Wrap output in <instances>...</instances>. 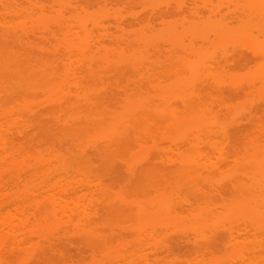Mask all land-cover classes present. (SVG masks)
Returning <instances> with one entry per match:
<instances>
[{"label": "rangeland", "instance_id": "rangeland-1", "mask_svg": "<svg viewBox=\"0 0 264 264\" xmlns=\"http://www.w3.org/2000/svg\"><path fill=\"white\" fill-rule=\"evenodd\" d=\"M3 1L5 2L6 0ZM8 1L9 4L13 2L14 5H16L12 7H14L16 10L18 9L15 14H18L19 17L12 15L11 18L10 14H6L8 17H10L9 20L6 18V16L4 17L7 19V21H9V25H6L8 22H1L5 24L3 25L4 28L11 26L9 30L12 28L15 29L16 32L18 31V33H16L17 35L14 34L16 36L12 35L13 37H10L9 32L12 33V31H9L8 29L7 31L0 26V59H11V62L8 61V67L12 65L10 69L12 68L15 72L18 70V73L21 74V76H17V73L16 75L13 74L12 77L10 75L11 78H5L4 74L2 73H5L7 70L6 68L8 67L4 68L6 69L4 70L2 68L4 67V61L3 63H1L2 61L0 62V71L1 69L3 70V72L1 71L0 73V118L2 116L3 119H1L5 120L2 122L3 124H1L2 120L0 121V136L2 137V135H4L5 138H3L6 140L5 143L2 141V138L0 139V166H3L0 168V182L3 183V186H0L4 187L6 185L5 189H3V193L5 190H7L6 192L14 191V195L16 193L18 196L20 192L21 196L19 195V197L21 198L25 199L24 196H26V199L29 197V200H35V198L36 200H39L38 202L35 200L38 203V208H36V210L31 209V214L34 215L37 212L36 215L38 214V217H36L42 221H45V224L47 225L48 223L50 224V221L51 224L54 223L53 225H48L47 227L50 226L55 230L62 232L64 234L63 241L65 240V244L68 243L67 245H64L66 246L64 249L66 252L63 254L65 255V258L61 256L62 258H59L60 260L58 263L72 264L74 260L75 263L79 262L80 264H91L95 259V257L92 256L93 253L94 255H97L96 258H98V256H100V259L102 258V255L99 254L98 250L95 252L91 250V247H99L98 244L101 245V247L105 245L107 248H109V246H114L115 248V246L119 247V245H125L127 248L138 247L135 249H142L141 252L136 251L137 253L135 252L133 254V252H130L127 254L129 257H127V263L130 262L131 264H146V260L148 262L147 264H174V262L179 264H185V262H187L186 264H202V262L205 264H215L214 261L217 260L218 262V259L216 258H219L220 256L227 257L225 259L230 260L228 257L230 256L231 258V256H234L231 255L233 254L232 251L234 249H232V251L231 249L229 250V248H232V244H230L228 238L224 239V237L222 239L223 243L220 241L219 245L216 246V248L213 249L210 254L208 250L207 252L205 250L200 252L198 251L199 253L197 252L201 244L202 246L206 244V239H202L203 233H200L201 227L197 228V225H193V220L195 217L192 215V218L190 214H192L194 211V215L195 213L197 214L199 212H203L204 215L205 212L206 216L208 215L205 210L206 208L210 209V207L212 208L213 206H217L218 203L223 204L224 206V203H228L227 205H230L229 202L232 204L234 201H240L241 195L239 194L240 198L237 197V193H240V191L234 192V187L238 185L237 183H239V181L236 183L233 181V178L232 182L236 183V185L230 183V179L234 174V176L237 175L236 177H239V174L242 175L240 177H246L247 180L244 178V182H242L244 185L248 186L252 185L251 183H256L257 179L259 180L260 178H258L259 175L257 174V176H254V170L253 172L250 171L252 169L247 165H244L245 161L244 163L242 161L244 156L248 155V153L250 154V152H254V145L259 144V146L254 148V150L256 149L258 152L264 149V94L261 95V91H259L260 87L261 90L264 89V82L262 81L264 76L261 75L262 72H264L263 68L259 67L261 73H258V75L260 74L262 76V79L261 76L260 80L257 78V72H259V69L257 68L260 63L264 64V47L260 46L257 48L256 46L257 41L260 40V45H263L264 41V15L263 18H261L260 14H258L261 12V10L257 13V10L254 9V15L251 8L248 9L250 5L248 7H246L247 5L245 6L247 0L246 2H244V0H154L155 3L152 0H77L76 3L74 0L76 7L75 4H72L74 1H71V5L73 6L67 10H65L67 7L61 8L63 10H61L62 15H60L63 16L62 18L64 21L67 22L70 20L68 23L65 22L66 24L71 22L72 24L69 27H66L68 25H66L62 19L60 20L57 17L58 20H60L62 24L65 25H62L60 22L63 28L61 25H59L62 28L59 30L58 25L56 26L58 23L54 22V16H59L61 13L60 11L55 12L54 10H60V6H58L60 3L57 2L62 0H38L42 5L46 6L45 8H48L46 11L44 9L46 15L42 14L41 16L44 15L47 17L48 14L51 15H48L49 17H47L50 20V22L47 20V24L51 26L53 23L51 28L56 29L57 27L59 30V33H57L58 36L55 33L57 30H55V34L53 36H56L52 37L51 34H38L37 36L34 35V31L31 30L32 24L28 19L31 17L35 19L34 21H40L41 19L40 13H37L41 11L35 10L34 6L32 5L34 3L36 4L38 2L37 0H17V2L16 0H7V4ZM66 1L68 2V5H70V0ZM66 1H64V4H67ZM252 1L255 3V0ZM260 1L262 2V0ZM251 3L252 2L250 0V3L247 4ZM54 4H56L58 6L57 8L59 9H56L54 7L56 5ZM241 4H244L242 5L243 7L245 6L244 9ZM260 5L264 6V3H260ZM30 6H33L34 11L37 13L36 15L33 13ZM19 8L26 10L25 13H23L24 11ZM155 8H157V10H155ZM15 9L13 11H15ZM30 10L34 15L30 14ZM1 12L4 13L5 10H1L0 13ZM20 13L21 16L24 14L23 17L20 16ZM71 13H73V15ZM74 13L78 14L76 15ZM74 15L76 16L77 20L81 21V23L86 21L85 24H87L86 26L88 28L84 26L85 28L82 29L80 27L81 23L76 20L77 23H79V25H77L76 21L72 20L71 18L74 17ZM28 16L31 17L28 18ZM65 16H67V19ZM50 17L52 20H54L51 21ZM77 17L82 18L80 20V18ZM1 18L2 17L0 16V19ZM98 18L101 21L98 22ZM18 19L20 20L18 21ZM34 21L32 22L35 24ZM74 21L75 23H73ZM20 22H23L22 24L27 27L26 29H28V31L24 30L26 31V35L20 31L22 30ZM92 22L96 25V27L95 25H92ZM203 23L207 27L209 24L213 25L212 28H210L211 26H209L210 29L208 28L210 32L206 29L208 33L205 32L207 33V36L205 35V39L198 37L200 36L199 28L204 26ZM34 24L33 26H35ZM245 24H247V26L251 25V28L249 29L251 31L250 35L257 38L255 41L256 48H254V45H251L252 43L254 44L253 40L246 42V45L249 43L247 46L240 44L246 41V39H243L246 34H244L243 30V33L240 31L246 27ZM82 25L83 24H81V26ZM191 25H195L194 27L197 25L199 27L197 28V31L199 32L193 30ZM214 25L216 27L218 26V28L220 27L219 31L221 32L227 29L228 26L232 28L235 27V29L239 28L237 29V31H240L239 33H235V30L233 32L235 33V37L237 34L242 35V38L238 37L239 39L241 38V42H236V48L234 47L233 49V47H230L229 49L228 45L235 41L227 43L224 42V39L220 37L221 40L219 42V34L217 33L218 28H216L217 30L215 29L216 32L211 30L215 28ZM75 26L78 27L77 30ZM168 27L170 30L168 29V32L166 33V28ZM34 29H37V25L36 28L34 27ZM171 30H174V32L177 33H173ZM231 30H229V32H232ZM169 31L174 35L177 34L176 37L178 39L180 38L181 42L179 41V43L175 44L176 42H174V38L176 37ZM68 32H71V35ZM27 33H30L31 35ZM65 33H68V36ZM85 33H87V44L84 43V45L81 41H79L80 44L82 43L81 47L79 43L77 44V42L80 40V36H85ZM144 33H147L146 35L151 34L149 39L153 37V34H156L155 36L159 37H156L159 44L155 41V39L148 41L149 43L151 41V45H149L147 41L146 42L148 44H146V46L145 44H142L141 42H145L146 39L143 40L140 37H148L146 35L143 36ZM167 34H169V37H171L170 40L172 39L171 42L168 41L170 42L168 44L165 43V41L169 40ZM48 35H50V37ZM65 35L66 43H72L71 45H76L80 48V50L75 48L77 50L75 51V49H71L72 46H68V48L73 51H66L65 49L67 48V44L62 42L65 40H62ZM72 35H74V37L76 36V38H74L75 41L71 38ZM162 36L163 39H161ZM57 37L61 39H58ZM165 37L167 39H165ZM35 39L36 41H34ZM140 39L142 41H139ZM160 40L165 41L161 42ZM83 42H85V38ZM233 44L235 45V43ZM233 44L231 45L233 46ZM83 47L84 49L87 48L85 50V54L87 56L93 57V60L90 62L86 60L87 57L85 59L86 62H84V60L81 61L82 57H79V55L82 54ZM256 49L261 50L263 53L256 51ZM61 50L63 52H61ZM79 51H81V53H79ZM70 52L72 54L73 52L74 54L76 52L77 53L71 56ZM58 53H60V56ZM63 54H70L69 57H72L71 60L69 61L68 58ZM77 57H79L80 60ZM48 58L57 61L52 65L53 68H50L52 61H48V64L51 63L49 68H47L48 66H45L47 64L45 59ZM64 58L66 60H63ZM76 60L79 62L81 61V64ZM88 60L90 59L88 58ZM12 61L14 63H12ZM44 61L45 64L43 63ZM139 62L144 63H142V67H140L141 64H138ZM7 64L5 65L7 66ZM41 64H44L43 67L45 69L41 66ZM135 65H137V68H140L136 70ZM41 67L45 70V72L43 69H41ZM55 67H57L56 69H58V72L56 71L54 73L53 71L52 73L51 70H53ZM10 69H8L9 72ZM49 69L50 72L54 74V79L53 77L51 78L49 76L51 74L48 73ZM261 69H263V71H261ZM42 71L47 78L50 77L51 79L46 80V78H42L44 77V75L41 76ZM47 73L49 74L48 76ZM56 73L58 74L56 75ZM5 74L8 77L9 74ZM18 77L21 79H18ZM17 79L20 81L17 82ZM235 80L237 84L235 83ZM49 82L50 84L52 83L51 86H48ZM72 82L75 83L72 84ZM184 83L186 86L182 87L181 85ZM43 84L47 85L48 89L51 88L54 93V88L56 87V93L54 94L51 89H46V86L43 89ZM79 85L84 88L79 87ZM75 86L76 89L73 88ZM79 88H82L83 90L81 89L80 92ZM47 90L50 91V93L47 92ZM72 90H74V92ZM183 91L185 93H183V95L180 94ZM66 99L72 100L74 108L69 106L67 107L68 104ZM188 101H191L190 103L192 107ZM68 103L71 104V102ZM133 103L134 105L130 106L131 109L127 107V109L129 108L131 110L130 112H127L126 106ZM136 103H138L140 107L136 106ZM186 103L189 105L187 106ZM192 103L197 106L196 108L200 106L199 109H195L194 104ZM143 106L145 108H143ZM248 106L250 107L248 108ZM187 107H189V109ZM143 109L148 112L145 113L147 114L145 116L146 122H142L139 119V122H142V124L140 123L139 125L142 127H139V125L137 127L136 125V122H138L136 120L138 116H136V119L133 120V122L136 121L134 125L131 122V126L133 125L132 127L127 124L129 123L127 120L134 119L133 117L128 118V114L131 116V113L134 114L136 113L135 111L139 112ZM190 109H195L193 111L194 113L190 111ZM247 110L253 113L251 114L253 116H251L250 119L248 117L249 115H244L248 114ZM242 112H244L243 115H240ZM139 113L141 114L142 112ZM203 113H207V116L205 117L206 114ZM136 114L138 115V113ZM209 114L213 118H211ZM198 115L200 117L199 120L194 119V117L196 118ZM233 115L236 116L234 119H237V116L240 115L242 120L240 117H238L239 120L232 122L230 119H233ZM214 116L216 118H214ZM19 117H21L22 120L28 117L29 119H27L30 120V123L32 121V123L29 126V122L26 124V119V123L21 122L20 124L21 119ZM158 117H161V120L164 122H161L160 119L158 120ZM166 117L170 118L165 121ZM184 117H186V120H180ZM245 117H247L249 120ZM18 118L19 120H16ZM150 118L153 119V121H148ZM141 119L144 118L142 117ZM215 119L218 121H223L222 123L225 124H222V126L226 125V123L229 121L231 122L229 123L231 124L232 128L228 126L229 124H227V127L232 129L231 131L233 132L227 131L226 135L229 139H231L233 138L234 133V140L232 139L228 142V138H226L224 134L222 137L221 135H218L219 132L216 134L217 131L222 132L223 127H220L221 122H219L220 124H216L217 121ZM125 120L127 121L126 125L129 127L125 126L124 129L127 131L129 128L130 129L127 133H124L125 131L122 130L121 134L125 135L117 136V134L120 133V129L123 127L122 125V127L120 126L121 128L118 129V125H120ZM154 120H156V123H153ZM194 120L197 122L199 121V124L194 122ZM170 121L175 122L170 125ZM178 121L181 123V125H177ZM159 122H161V124ZM162 123H166L165 126ZM175 123L176 126L180 127L182 130H177V127L174 126ZM182 123H189V126L187 127V124L185 126V124ZM144 125L147 127V129ZM183 126L185 128L187 127L186 130ZM217 126L220 128L217 129ZM17 127H19L20 130ZM144 127L145 129H142ZM16 128L17 132L12 135ZM229 128L227 129L230 130ZM21 129H24L23 133ZM25 129L27 131L29 129V131L26 132ZM74 130H79L80 134L83 131L84 134L80 135L78 133L79 135H77V132L75 133ZM73 131L75 134H73ZM19 132L23 137L19 134ZM177 132L181 134L182 138L181 136L179 137L177 135ZM205 132L208 135L210 133V135L206 137ZM211 132H213V134ZM15 135L19 137H16ZM198 135H201V137ZM14 136L16 138H14ZM25 137L29 138L26 139ZM107 137L108 139L110 137H116V140L111 138V141L113 146L115 144L117 148L115 146L113 147L112 144V147H110V144L107 146L108 143L111 142L107 140ZM105 139L107 143H104ZM223 139L227 140V142L232 147L228 146L227 142H223ZM251 141L253 142L251 143ZM155 144L156 146H154ZM119 145L120 148H118ZM154 147L156 149H154ZM221 147H223L224 150L226 147L228 148L225 151L223 150L224 153L227 152L225 155L222 154L223 152L220 153L222 150ZM258 147H262V149H258ZM234 153L236 154L233 155ZM223 157H225L224 160ZM138 158H142L145 161L141 159L142 162L138 164L136 163L137 165L134 166L135 163L133 162ZM149 159L153 161L150 160L149 162ZM1 160L3 161L1 162ZM181 160L183 163H181ZM6 161L8 162L6 163ZM131 163H133L132 167L129 166ZM188 163H190L189 165L195 164V167L188 166L187 168L186 166ZM209 163L213 164L210 165ZM235 163L237 164L235 165ZM11 164H14V166H11ZM214 164L218 165V168ZM178 165L183 166L179 167ZM39 166L42 169L39 168ZM136 166H139V168H136L134 172L132 169H134L133 167ZM177 166L180 168L179 171L177 170ZM234 166L236 169L235 171L238 170V172L233 173L232 175L229 173L231 178L225 177L223 179V176H226L224 174L225 171L228 170L229 172V169L227 168H234ZM129 167L130 169H128ZM143 167L144 169H141ZM183 167L184 169L187 168V173L185 174L187 177L183 176L184 174L180 178L178 177L180 180V185H178L179 183L177 182L176 177ZM214 167L220 169H216V171ZM246 167L249 171L246 169H244V171L242 170ZM33 168H35L36 171H39V173L37 172L35 175ZM211 169H214L215 171ZM239 169L242 170V173L239 172ZM184 171L182 170V172ZM245 171L248 172V174ZM249 172L252 175H250ZM9 173L11 178L16 176L17 180L21 178L19 182L24 180V183H19V185L16 187V178L14 177V179L10 181L11 179L9 177ZM132 173L134 174V177H132ZM229 174L227 173V176H229ZM250 176H254L255 178L257 177V179L255 180L254 177L252 178ZM228 179L232 186L229 185V183H226V187H228L227 191L226 187H220L221 185L218 184L221 182H226ZM236 179L237 178H235V180ZM252 179L255 181L253 180L252 182ZM260 181L261 180L257 182ZM12 182L15 184L14 186ZM248 182L251 183L249 184ZM243 183H241L242 186ZM21 185H23L24 188ZM174 186L176 188L179 187L178 190H176V188L174 190ZM191 186L193 187L191 188ZM229 186L232 188V190L229 188ZM41 188H45L47 190ZM21 189L22 191L25 189L26 192L23 191L25 193H22ZM215 189L219 190L215 191ZM235 190L243 191V189H237V186L235 187ZM28 191L31 195L26 194ZM45 191H49V194ZM230 191L234 192L235 195H232ZM33 193L36 194V197L33 196ZM178 193H180V195ZM165 194L168 196H165ZM181 194H183V196L188 199L185 201V197H183ZM253 194L254 191L251 193L252 196L250 197L255 195L254 197L258 199L255 200L259 201V197H261V195ZM244 195H246V193L242 194V196ZM214 196L215 198L217 197L220 199L222 197L221 200L223 201L219 199L218 202V199H215ZM233 196L234 198H232ZM44 197H46L47 201ZM177 197H181L182 199L180 198V200ZM226 197H228L229 200L226 199ZM235 197L237 198L235 199ZM43 198L46 202L43 200ZM51 198H53L52 200H54L56 203H53L54 201L52 202ZM211 199L215 200L210 201L215 205L213 203H209L208 200ZM261 199L262 198H260V200ZM40 200L44 202V204L41 203L42 205H48L42 206L43 208H46L44 211H48L47 213L45 212L46 214L43 212L42 207L40 206ZM163 201L164 205L161 204ZM180 201L183 203V205L178 204V206H176L177 204L175 202L180 203ZM216 201L217 203H215ZM170 202L171 205L169 208L168 206ZM173 202L176 204L175 206L173 205ZM185 203L187 204L184 206ZM197 203L199 205H196ZM54 204H57L56 207ZM158 205H162L163 208L165 206L164 209L167 210H164V213L159 211V214H163V218L165 216L164 220L162 221V217H160V215L159 217L157 216L158 214L154 216L153 211L156 209L158 210V208L160 209V206ZM193 205H196L197 209L194 208ZM57 207H59V209L62 208V211L57 210ZM172 207H177L176 211L173 210L176 213L171 210ZM200 207H206L205 209L202 208L205 211L202 209L201 211ZM216 208L218 209L219 207ZM195 209L198 211H195ZM34 211L36 212L34 213ZM142 211H146V213L149 214L147 216L152 219L151 223H154V225L152 224L153 227H151L152 225L150 226L151 228L149 227L150 229L148 226H146L147 224L143 223L144 219H146L144 218L146 217V214L144 213L142 220ZM52 212L53 214H51ZM172 212L174 215L171 214ZM155 213L158 212L155 211ZM170 215L173 220L170 218ZM167 216L169 219L166 220ZM198 219L200 220L201 218L199 217ZM199 220L196 219L194 221H197L198 223ZM209 226L210 225L208 224L207 230L205 227L204 229L202 228V232H204V230L208 231V229H211ZM145 229L148 231H144ZM242 230L244 231V233L243 231L241 233V238L243 237L242 239L246 237L249 239V237L251 238V235L255 238V235L252 234L253 231L250 228L249 230L252 232L249 233V237L248 234L245 233L246 231H249L247 229L245 231L243 228ZM72 232L74 235H72ZM144 232H149L151 235L148 233L150 235L149 236ZM197 232L199 233L198 235L196 234ZM206 234L207 232L204 233V235ZM243 234H247V236ZM260 238L261 241L263 240L262 242H264V236ZM224 240L226 242V246L224 245ZM253 240L256 241L258 238ZM197 241L200 242L198 243ZM227 242L229 243L227 244ZM247 242L249 243L248 246H250V249L255 247V242L252 243L250 240ZM256 242L258 243L260 241ZM90 243L92 245H90ZM100 243L105 244L102 245ZM95 244H97V247ZM160 244L161 247L162 245L165 247V244L167 246L169 245L168 247L171 248L173 246L175 250H173V257L169 256L170 258H165L164 253L163 255H160L161 253L156 254L155 250L154 252L153 250H149V248L152 249V246L153 249L156 247L160 248ZM229 245L230 247L228 248ZM243 245L247 246L245 239ZM252 245L254 246L252 247ZM105 246L100 248H106ZM223 246L224 250L221 249ZM256 248L258 251L260 250L259 246ZM256 248L254 250H256ZM227 250L228 253H232H230V255L225 254V252L227 253ZM221 251L223 253H221ZM96 252L98 253L95 254ZM193 252L196 253L193 254ZM152 253H155L156 255H153ZM203 254L204 256L205 254L209 256L203 257ZM140 257H142L141 260ZM206 258L209 260L208 262ZM213 258L215 259L212 261ZM79 260H81V262ZM199 260L200 262H198ZM223 260L222 257H220L219 261L221 262ZM104 262L106 263V260ZM127 263L122 262V264ZM108 264H110V262ZM119 264H121V262Z\"/></svg>", "mask_w": 264, "mask_h": 264}, {"label": "bare ground", "instance_id": "bare-ground-1", "mask_svg": "<svg viewBox=\"0 0 264 264\" xmlns=\"http://www.w3.org/2000/svg\"><path fill=\"white\" fill-rule=\"evenodd\" d=\"M7 1V0H6ZM6 1L4 2L3 0L2 1H0V6L1 7H3V8H1V10L2 11H4L5 10V12L3 13V12H1L0 13V16L3 18H1L0 19V23L2 24H0V26L2 27V28H4V26L3 25H5V24H3V22L4 23H6V22H8V23H6V25L8 24L9 25V21H7V19L6 18H8V20H9V18L10 17H8V15H6V14H10V16H11V18H12V15H14L15 17H19L18 16V14H15L16 13V11L18 10H16L14 7H12V6H16V5H14V3L12 2V3H10L9 4V1H8V4L6 3ZM38 1V0H37ZM64 1H66V0H64ZM63 0L62 1H59V2H57V3H60V4H58V6H60V10H54L55 12H58V11H60V13L62 12L61 10H63V9H61V8H66L65 10H67L68 8H71L73 5H71V1H74V0H70V2H69V4L70 5H68V2L66 1V3L67 4H64L65 2H64ZM69 1V0H68ZM76 1V3H77V0H75ZM75 1L74 2H72V4H75V7H76V3H75ZM154 3H155V1L154 0H152ZM242 1V0H241ZM6 3V4H4V3ZM16 2H17V0H16ZM56 2V1H55ZM244 2H246V0H244ZM251 4H247V3H250V0L248 1L247 0V2H246V4H245V6L246 7H248L249 5V8L248 9H250L251 8V10H252V13H253V11H255V10H257V13H258V11L260 12V10H261V12L260 13H258V14H260V17L261 18H263V13H264V6H262V5H260V3L262 4V3H264V0H262V2L259 0V2H258V0H255V3L251 0ZM97 3V2H96ZM100 3V2H99ZM158 3V2H157ZM11 4H13V5H11ZM61 4H62V6H61ZM78 4H79V2H78ZM77 4V5H78ZM232 4V3H231ZM33 6H34V9L35 10H38V11H41V12H37L38 14L40 13V16L42 15V14H44V15H46V13H45V11H46V9H48V8H45L46 6H44V5H42L41 3H40V1H38L36 4L34 3V4H32ZM54 5H56V4H54ZM53 5V6H54ZM64 5V6H63ZM242 5H244V4H241V6ZM262 6V7H260V6ZM33 6L31 7V9H32V11H33V13L36 15L37 13H36V11H34V9H33ZM57 5L56 6H54L56 9H59V8H57L58 7ZM244 6V7H245ZM19 7H21V6H19ZM78 7V6H77ZM243 7V6H242ZM244 7H243V9H244ZM28 8V7H27ZM52 8V7H51ZM55 8H53V9H55ZM257 8V9H256ZM4 9V10H3ZM15 9V11H13ZM19 9H21V8H19ZM29 9V8H28ZM44 9H45V11H44ZM74 9V8H73ZM255 9V10H254ZM0 10V11H1ZM21 10H23L22 12L23 13H25V11L26 10H24V9H21ZM64 10V11H65ZM155 10H157V8H155ZM31 10H30V14H32L31 12H32ZM44 11V12H43ZM70 11V10H69ZM27 12H28V10H27ZM47 12H49V11H47ZM55 12H54V15H55ZM245 12V11H244ZM13 13V14H12ZM67 13V12H66ZM257 13H256V15H257ZM34 14H32V15H34ZM56 14H58V13H56ZM72 15H73V13H71ZM74 14H78V13H74ZM101 14V13H100ZM254 15H255V12L253 13ZM2 15H4V16H2ZM17 15V16H16ZM24 15V14H23ZM23 15L21 16V13H20V16L21 17H23ZM43 15V16H44ZM49 15V14H48ZM47 15V17H49V16H51V15H49L48 16ZM60 15H62V13L61 14H59V16H54L53 18L55 19H53L54 20V22H56V23H58V24H56V26L58 25V27H59V30H61L62 28H63V26L62 25H64V24H62V22L60 21L61 19L63 20V22L65 23L66 21H64V19L62 18L63 16H60ZM67 15V14H66ZM70 15V14H69ZM262 15V16H261ZM6 16V18H4ZM27 16V15H26ZM43 16H41V19H40V21H34L35 19L34 18H32L31 16V18L28 16V18H30V19H28L29 21H31V24H32V26H31V30L32 31H34L33 33H34V35H37L38 36V34H44V35H46V34H51L52 35V37H55L56 35H57V33H59V30L57 29V27H56V29L55 28H51V26L53 25V23L51 24V26H49V24H47L48 23V21L47 20H49V18H47V17H45L44 16V18L46 19H44L43 18ZM247 16V15H246ZM15 17H13V18H15ZM20 17V18H21ZM34 17V16H33ZM60 19V20H58V18ZM67 16H65V18H66ZM68 17H70V16H68ZM257 17V16H256ZM51 18V17H50ZM57 18V19H56ZM72 18V20H77L76 19V16L74 15V17H71ZM73 18H75V19H73ZM77 18H80V20H81V18L82 17H77ZM17 19V18H16ZM67 19V18H66ZM69 19V18H68ZM84 19V18H83ZM99 19V18H98ZM260 19V18H259ZM4 20H6V21H4ZM20 19H18V21H19ZM52 20V18H51V21H53ZM91 20H93V19H91ZM250 20V19H249ZM262 20V19H261ZM1 21H3V22H1ZM22 21V20H21ZM25 21V20H24ZM26 21H27V18H26ZM32 21H34L35 22V24L32 22ZM75 21L73 22V23H75ZM79 23H81V21H79V20H77ZM77 21H76V23H77ZM85 21V20H84ZM99 21H101L100 19L98 20V22ZM103 21V20H102ZM242 21V20H241ZM264 21V20H263ZM13 22V21H12ZM37 22V23H36ZM38 22H39V24H38ZM49 22H50V20H49ZM60 22H61V24H60ZM68 22H70V20H68L66 23H68ZM83 22V21H82ZM86 22V21H85ZM85 22H83V23H81V24H83L82 26H81V24H80V27L83 29V28H85L84 26H86L87 24H85ZM104 22V21H103ZM250 22V21H249ZM260 22H262V21H260ZM23 23V22H22ZM21 22H20V25H21V29L22 30H20V31H22L23 33H24V35H26L25 33H26V31H28V29H26L27 27H25V25H23ZM65 23V24H66ZM79 23H77V25H79ZM223 23V22H222ZM244 23V22H243ZM25 24V23H24ZM33 24L35 25V26H33ZM72 24V22L71 23H69V24H66V25H68V26H66V27H69L70 25ZM99 24V23H98ZM250 24V23H249ZM13 25V24H12ZM19 25V26H20ZM36 25H37V29H34V27L36 28ZM40 25V26H39ZM59 25H61L62 26V28H61V26H59ZM92 25H95L93 22H92ZM203 25H204V23H203ZM225 25V24H224ZM14 26V25H13ZM65 26V25H64ZM74 26V25H73ZM192 26V29L193 30H195V31H197L198 29L197 28H199L197 25H196V27H194L195 25H191ZM206 25H204V26H202V28H199V30H200V36H198V37H201V38H203V39H205V35L207 36V33H208V31H209V29L210 28H212V26L213 25H210L209 24V26H211L210 28H209V26L207 27H205ZM245 28H243V27H240V28H243V29H241L240 31H241V33H243L244 32V34H246L245 35V37H243V39H246V41L244 42V43H240L241 42V38H242V35H239V34H237V36L235 37V33H239L240 31L238 30L237 31V29H239V28H237V29H235V27L234 28H232V27H227V29H222V30H224V31H219V28H218V26L216 27L215 25H214V27L215 28H213V29H211L212 31L214 30V32H216V28H218V30H217V33L219 34L218 35V41L220 42V37L221 38H223L222 40L224 41V42H227V43H231V42H233V41H235V42H233V43H235V45L233 44V43H231V44H233V46L230 44V45H228V47H229V49H230V47H233V49H234V47L236 46V42H238V43H240L241 45H245V46H247L246 45V42H249V40L251 41V40H253L254 41V44L252 43L251 45H254V48H256V46H257V48L258 47H260V46H263L264 47V41H263V45H260L261 44V42H260V40H259V38H258V40L259 41H257V44H256V46H255V41L257 40V38L256 37H254V36H251L250 34H251V31L249 30L250 28H251V25H248L247 26V24H245ZM250 26V27H249ZM263 26V25H262ZM11 27V26H10ZM10 27H7V28H4V29H8L9 30V28ZM23 27V28H22ZM53 27H55V26H53ZM76 27V26H75ZM79 27V28H80ZM94 27V26H93ZM95 27H96V25H95ZM99 27V26H98ZM14 28V27H13ZM25 28V29H24ZM77 28L78 27H76V30H77ZM86 28H88L87 26H86ZM174 28V27H173ZM209 28V29H208ZM222 28V27H221ZM253 28V27H252ZM263 28V27H262ZM54 29V30H53ZM75 29V28H74ZM81 29V30H82ZM168 29H169V27L168 28H166V33L168 32ZM172 29V28H171ZM208 31H207V30ZM216 29V30H215ZM231 30L232 32H229V30ZM7 30V31H8ZM15 29H10L9 31H12V33H10L9 32V36L10 37H13L12 35H14V34H16V33H18V31L16 32V30L14 31ZM24 30H26V31H24ZM31 30H30V32H31ZM55 30H57L56 32H55ZM72 30V29H71ZM170 30V29H169ZM203 32H202V31ZM206 30V31H205ZM235 30V33L233 32ZM242 30H243V32H242ZM246 32H245V31ZM250 32H249V31ZM252 30V29H251ZM254 30V29H253ZM13 31H14V33H13ZM75 31V30H74ZM173 31V33H177V32H174V30H171V32ZM226 31V32H225ZM6 32V31H5ZM56 33V35L55 36H53L55 33ZM63 32V31H62ZM83 32H84V30H83ZM85 32H86V30H85ZM170 32V31H169ZM170 32V33H171ZM197 32H199V31H197ZM205 32H207V33H205ZM210 32V31H209ZM221 34H220V33ZM229 32V33H228ZM8 33V32H7ZM32 33V34H33ZM36 33V34H35ZM70 35H71V32H68ZM68 33H65L67 36H68ZM72 33H73V31H72ZM76 33V32H75ZM80 33H81V31H80ZM173 33H171L172 35H174ZM216 33V34H217ZM224 33V34H223ZM225 33H226V35H225ZM231 33H233V34H231ZM240 33V34H241ZM27 34H30V33H27ZM78 34V33H77ZM83 34V33H82ZM87 33H85L84 35L85 36H80L81 38H80V40H78V42H77V44L79 43V41H81L83 44L85 43V44H87V35H86ZM147 33H144L143 34V36H145ZM171 34H170V36H171ZM190 34V33H189ZM253 34V33H252ZM17 35V34H16ZM16 35H14V36H16ZM31 35V34H30ZM66 35L62 38V40L63 39H65V37H66ZM75 35V34H74ZM74 35H72L71 36V38L74 40V38H76V36L74 37ZM79 35V34H78ZM151 35V34H150ZM149 34L148 35H146V36H148V37H140V38H142L143 40L144 39H146L145 40V42L143 41V42H141L142 44H145V46H146V44H148L149 42V40H152V39H155V41L158 43V40H157V38H159V37H157V36H155L156 34H153V37L151 38V39H149V36H150ZM159 35V34H158ZM168 35V37H169V34H167ZM204 37H203V36ZM49 37H50V35H48ZM58 36V35H57ZM59 36H62V35H59ZM141 36V35H140ZM175 37L177 36V34H175L174 35ZM180 36V35H179ZM216 36V35H215ZM251 36V37H250ZM20 37V36H19ZM18 37V38H19ZM28 37H30V36H28ZM34 37V36H33ZM41 37V36H40ZM43 37V36H42ZM157 37V38H156ZM161 37V36H160ZM227 37H229V38H227ZM234 37H235V39H234ZM238 37H241L240 39L238 38ZM247 37H249V38H247ZM254 37V38H253ZM58 38V37H57ZM56 38V39H57ZM71 38L69 37V39L71 40ZM78 38V37H77ZM84 38H85V42H83L84 41ZM170 38L171 37H169V40H167V41H165V40H160L161 42L163 41H165V43H170L171 42V40H170ZM207 38V37H206ZM234 39V40H231V39ZM37 39V38H36ZM36 39L34 40V41H36ZM48 39V38H47ZM51 39V38H50ZM58 39H61V38H58ZM68 39V38H67ZM161 39H163V36H162V38ZM165 39H167L166 37H165ZM175 39V40H174ZM173 40H174V42H176L175 44H177V43H179V41L181 42V39L179 40L177 37L176 38H174ZM176 39H178V40H176ZM230 39V40H229ZM239 39V40H238ZM49 40V39H48ZM47 40V41H48ZM52 40H53V38H52ZM70 40H68V41H70ZM226 40H228V41H226ZM248 40V41H247ZM45 41V40H44ZM54 41V40H53ZM59 41V40H58ZM75 41V40H74ZM139 41H142L141 39L139 40ZM148 43H147V42ZM168 41H170V42H168ZM240 41V42H239ZM62 42H64V44H67L66 45V51L67 50H71V49H78V50H80V48L79 47H77L75 44V46H73V45H71L69 42H67L66 43V39L64 40V41H62ZM62 42H60V43H62ZM173 42V41H172ZM174 42H173V44H174ZM51 43H53V42H51ZM81 43V44H82ZM156 43V44H157ZM56 44H57V42H56ZM63 44V43H62ZM69 44V45H68ZM81 44L79 43V45L81 46ZM84 44V45H85ZM159 44V43H158ZM55 45V44H54ZM149 45H151V41H150V43H149ZM148 45V46H149ZM251 45H250V47H251ZM63 46H65V45H63ZM68 46H72V47H74V48H72L71 47V49L70 48H68ZM173 46V45H172ZM187 46V45H186ZM225 46H226V44H225ZM82 47V46H81ZM151 47V46H150ZM154 47V46H153ZM227 47V46H226ZM65 48V47H64ZM224 48V47H223ZM236 48V47H235ZM238 48H240V47H238ZM75 49V51H77ZM87 48H85L84 49V47H83V49H82V54H83V56H82V54H78L79 55V57L81 58V61H83L84 60V62H86V60L87 61H91V60H93V57L92 56H87L86 54H85V50H86ZM186 49H188V48H186ZM224 49H226V48H224ZM228 49V48H227ZM228 49V50H229ZM73 50H71V51H73ZM157 50V49H156ZM160 50V49H159ZM219 50H220V48H219ZM240 50H242V49H240ZM65 51V52H66ZM152 51V50H151ZM237 51V50H236ZM256 51H260L261 53H263L261 50H257L256 49ZM58 52H59V50H58ZM61 52H63L62 50H61ZM149 52V51H148ZM224 52H225V50H224ZM239 52V51H238ZM77 53V52H76ZM75 53V54H76ZM79 53H81V51H79ZM159 53V52H158ZM59 54V56H60V53H58ZM67 54V53H66ZM70 54H71V56L74 54V52H73V54L70 52ZM69 54V55H70ZM74 54V55H75ZM229 54V53H228ZM62 55V54H61ZM64 55V54H63ZM69 55H64V56H66L67 58H68V60L70 61L71 60V56L69 57ZM77 55V56H78ZM142 55V54H141ZM205 55H207V54H205ZM263 55H264V53H263ZM62 57V56H61ZM79 57H77V58H79ZM86 57H87V59H86ZM73 58H74V56H73ZM80 58H79V60H80ZM88 58L90 59V60H88ZM92 58V59H91ZM135 58V57H134ZM139 58V57H138ZM262 58V57H261ZM6 59V60H5ZM5 59H3V60H1L0 59V62L1 63H3V61H4V67H2L3 69L4 68H6V67H8V65H9V62L8 61H10L11 59H7V58H5ZM76 59V58H75ZM86 59V60H85ZM46 60V65L45 66H48L47 68H49L50 66V64H48L50 61H52V64H51V67L50 68H53L52 67V65L53 64H55L57 61L56 60H51V59H45ZM63 60H66L65 58L63 59ZM67 60V61H68ZM78 60V59H77ZM76 60V61H77ZM5 61H6V63H5ZM49 61V62H48ZM81 61L79 62V61H77V62H79L80 64H81ZM11 62V61H10ZM54 62V63H53ZM83 62V63H84ZM143 62H145V61H143ZM143 62H139L138 64L140 65L141 64V66L140 67H142V63ZM0 63V64H1ZM8 63V64H7ZM12 63H14L13 61H12ZM44 64H45V61L43 62ZM70 63V62H69ZM136 63V62H135ZM184 63V62H183ZM264 63V62H263ZM5 64H7V66L5 65ZM11 64V63H10ZM43 64V65H44ZM144 64V63H143ZM43 65L41 64V66L43 67ZM264 64H262V63H260L259 64V66H258V68L257 69H259V72H257V78H259V80H260V76L262 75V76H264L263 74H264V72H262V74L260 75H258V73H261L260 72V68H263L264 69ZM70 66V65H69ZM136 67V70L138 69V68H140V67H138L137 68V65H135ZM144 66V65H143ZM146 66V65H145ZM204 66V65H203ZM10 67H12V65H10L8 68H6V69H4V70H6L5 71V73H8L9 75H8V77H7V75L5 74V73H2V74H4V77L5 78H11L12 76H13V74L14 75H16L19 71L17 70L16 72L15 71H13V69L11 68L10 69ZM41 67V69H43ZM260 67V68H259ZM0 68H1V66H0ZM57 67H55L53 70H51V72L53 73V71H54V73L57 71L58 72V69H56ZM205 68V67H204ZM207 68V67H206ZM8 69H10V72L8 71ZM45 69V68H44ZM43 69V71L45 72V70ZM56 69V70H55ZM208 69V68H207ZM206 69V70H207ZM263 69H261V71H263ZM1 71L3 72V70L1 69ZM1 71H0V73H1ZM42 71V73H41V76H43L44 75V77H42V78H46V80H48V79H51L52 77H53V75L54 74H52L51 72H50V69H49V72L48 73H51L50 75L47 73V76L49 75L50 77H46L45 76V74H44V72ZM258 71V70H257ZM58 73H56V75H57ZM67 74V73H66ZM69 74H71V73H69ZM194 74H197V73H194ZM6 75V76H5ZM10 75H11V77H10ZM52 75V76H51ZM74 75V74H73ZM17 76H21V74H17ZM71 76V75H70ZM196 76V75H195ZM262 76H261V79H262ZM18 79H21V78H19L18 77ZM17 79V80H18ZM53 79H54V77H53ZM14 80V79H13ZM16 80V81H17ZM22 80H24V79H22ZM46 80H44V81H46ZM56 80V79H55ZM74 80V79H73ZM20 80H18L17 82H19ZM54 81V80H53ZM262 81L264 82V77H263V79H262ZM46 82H48V81H46ZM55 82V81H54ZM239 82V81H238ZM251 82V81H250ZM261 82V81H260ZM41 83H43V82H41ZM73 83H75V82H72V84ZM181 83V82H180ZM235 83L237 84V82H236V80H235ZM45 84H47V83H45ZM45 84H43V89H44V87L46 86V89H48L47 88V85H45ZM52 84V83H51ZM51 84H50V82H49V84H48V86L50 85L51 86ZM187 84V83H186ZM263 85H264V83H263ZM72 86V85H71ZM78 86V85H77ZM182 87L183 86H186L185 85V83L183 84V85H181ZM40 87V86H39ZM42 87V86H41ZM61 87V86H60ZM79 87H82L81 85H79ZM234 87H236V86H234ZM56 88V87H55ZM55 88H54V91H55V93H56V90H55ZM73 88H75L76 89V86L75 87H73ZM82 88H84V87H82ZM81 88V89H82ZM49 89H51V88H49ZM48 89V90H49ZM59 89V88H58ZM72 89V88H71ZM70 89V90H71ZM81 89L79 88V90H80V92H81ZM86 89H87V87H86ZM85 89V90H86ZM47 90V92H49L50 93V91H48ZM52 90V89H51ZM65 90V89H64ZM83 90V89H82ZM262 90H264V89H262ZM261 90V87H260V90L259 91H261L260 92V94L262 95V94H264V91H262ZM59 91V90H58ZM67 91V90H66ZM73 92H74V90H72ZM88 91V90H87ZM86 91V92H87ZM175 91V90H174ZM52 92H53V90H52ZM77 92V91H76ZM263 92V93H262ZM54 93V92H53ZM54 93V94H55ZM59 93V92H58ZM63 93V92H62ZM67 93V92H66ZM183 93H185L184 91L182 92V93H180V94H182L183 95ZM179 94V93H178ZM231 95V94H230ZM185 96V95H184ZM232 97H233V95H232ZM182 98H183V96H182ZM70 99V98H69ZM184 99V98H183ZM186 99V98H185ZM67 100V99H66ZM65 100V101H66ZM188 100V99H187ZM186 101V100H185ZM68 102H71V104L70 103H68ZM189 102V101H188ZM191 102V101H190ZM189 102V103H190ZM67 107L69 106V107H71V108H74L73 107V104H72V100H67ZM140 104V103H139ZM183 104H184V100H183ZM187 104V106L189 105L188 103H186ZM192 104H194V103H192ZM132 105H134V103L133 104H131V105H128V106H126V109H127V107H129L130 109H131V107L130 106H132ZM136 106H139L140 107V105H138V103H136ZM135 106V107H136ZM190 106H191V103H190ZM184 107H185V105H184ZM192 107V106H191ZM197 106H195V104H194V108L195 109H199V107L198 108H196ZM204 107V106H203ZM250 106H248V108H249ZM127 109V112L129 111H131L130 109ZM137 108V107H136ZM143 108H145L144 106H143ZM188 109H189V107H187ZM125 109V110H126ZM133 109V108H132ZM166 109V108H165ZM185 109V108H184ZM187 109V110H188ZM194 109V110H195ZM233 109V108H232ZM144 110V109H143ZM139 111V112H142L141 114L139 113V112H137V111H135L136 113H138V115L136 114V113H134V114H132L131 113V116H130V114H128L129 115V117L128 116H126V117H128V118H131V117H133L134 119H129V120H127V121H129V123H127V121L125 122H122V123H125V124H122L121 122V124L120 125H118L119 127H118V129L119 128H121L122 127V125H123V129L121 128L120 129V133L119 134H117V136H119V135H125V134H121L122 132V130L123 131H125L124 133H127L128 131H129V129H128V131L126 130V129H124L125 128V126L126 127H129V126H127L126 125V123L127 124H129L130 126H131V122L133 123V125H134V123L136 122V121H134L133 122V120H135L136 119V116H138L137 117V121L139 122V119L142 121V122H146V119H145V116L147 115V114H145V113H147L148 111ZM194 110H191L190 109V111H194ZM167 111H169V110H167ZM150 112V111H149ZM160 112V111H159ZM172 112V111H171ZM191 112V113H192ZM247 112H248V114H244L245 116L247 115H249L248 117H249V119L251 118V116H253V115H251V114H253L251 111H248L247 110ZM251 112V113H250ZM161 113V112H160ZM194 113V112H193ZM243 113L244 112H242V114H240V115H243ZM143 114H144V116H143ZM203 114H206L205 115V117L207 116V113H203ZM219 114V113H218ZM256 114V113H255ZM28 115H29V113H28ZM127 115V114H126ZM133 115V116H132ZM141 115H142V117L144 118V119H141L142 117H141ZM173 115V114H172ZM192 115V114H191ZM190 115V116H191ZM194 115H197V114H194ZM193 115V116H194ZM217 115V114H216ZM240 115L239 116H237V119H234V118H236V116L235 115H233L234 117H232L233 119H230V117H229V119L233 122V121H236V120H239L238 119V117H240ZM257 115V114H256ZM31 116V115H30ZM153 116V115H152ZM156 116V115H155ZM166 116V115H165ZM178 116V115H177ZM209 116H211L210 114H209ZM229 116V115H228ZM5 117V116H4ZM24 117V116H23ZM1 118L3 119V117L1 116ZM0 118V121L2 120ZM6 118V117H5ZM20 119H21V121H20V124H21V122H25V120L28 118H25V119H23L22 120V118L21 117H19ZM19 118L18 119H16V120H19ZM168 118H170V117H168ZM167 117H166V120L165 121H167V119H168ZM174 118V117H173ZM172 118V119H173ZM186 117H184V118H181L180 120H184ZM198 118V119H197ZM199 115H198V117H194V119H196V120H199ZM202 118V117H201ZM210 118V117H209ZM211 118H213L212 116H211ZM214 118H216L215 116H214ZM241 118V117H240ZM245 118H247V117H245ZM29 119V118H28ZM27 119V123L26 124H28V122L30 121V120H28ZM151 119V118H150ZM148 120V121H153V119H151V120ZM157 119V118H156ZM160 119V121L161 122H164V121H162L161 119V117H158V120ZM165 119V118H164ZM163 119V120H164ZM177 119V118H176ZM188 119V118H187ZM248 119V118H247ZM248 119V120H249ZM116 120H118V119H116ZM144 120V121H143ZM186 120V119H185ZM196 120H194V122H196V123H198L199 124V121L197 122ZM204 120V119H203ZM216 120V119H215ZM241 120H242V118H241ZM244 120V119H243ZM3 121H5V120H2L1 121V124H3L2 122ZM122 121V120H121ZM136 122V125H137V127H138V125L141 123L142 124V122ZM156 120H154V122L153 123H156L155 122ZM210 121V120H209ZM217 122H216V124H220L219 122H221V124H220V127L222 126V124H225V123H222L223 121H218V120H216ZM228 121V120H227ZM161 122H159L160 124H161ZM175 122V121H174ZM173 121H170L169 123H170V125L172 124V123H174ZM200 122H201V120H200ZM230 122V121H229ZM226 123V125H223L222 127H223V130H222V132L221 131H217L216 132V134L219 132V136L221 135V137L223 136V134H224V136H226V138H228L227 137V135H226V132L227 131H231L232 129H230L229 127H231V122L230 123ZM17 123H18V121H17ZM16 123V124H17ZM31 123H32V121H31ZM30 122H29V126H30V124H31ZM152 123V122H151ZM152 123V124H153ZM177 123V122H176ZM176 123L174 124V126L175 127H177V130L178 129H181L180 127H178V126H176ZM214 123V122H213ZM15 124V123H14ZM149 124V123H148ZM164 126H165V124L166 123H162ZM181 125V123H179V121H178V123H177V125ZM182 124H185V126H186V124L187 123H182ZM189 124V123H188ZM187 124V127L189 126ZM191 124V123H190ZM197 124V125H198ZM201 124H202V122H201ZM227 124H229L228 126L229 127H227ZM132 125V126H133ZM136 125H135V127H136ZM146 125V124H145ZM144 125V126H145ZM162 125V126H163ZM195 125V124H194ZM233 125V124H232ZM18 126V125H17ZM21 126V125H20ZM19 126V127H20ZM23 126H25V125H23ZM121 126V127H120ZM131 126V127H132ZM148 126V125H147ZM149 126H150V124H149ZM148 126V127H149ZM173 126V125H172ZM191 126H193V125H191ZM207 126V125H206ZM214 126V125H213ZM219 126V125H218ZM217 126V129L218 128H220V127H218ZM19 127H17V128H19ZM139 127H142V126H140L139 125ZM146 127V126H145ZM145 127L144 128H142V129H145ZM168 127V126H167ZM184 127V126H183ZM186 127V128H187ZM199 127V126H198ZM15 128V127H14ZM17 128L14 130V133L12 134V135H14L15 134V132H17ZM21 128V127H20ZM20 128H19V130H20ZM22 128H24V127H22ZM185 128V127H184ZM186 128H185V130H186ZM201 128V127H200ZM225 128V129H224ZM227 128H229L230 130H228ZM232 128V127H231ZM146 129H147V127H146ZM166 129V128H165ZM216 129V128H215ZM233 129H234V127H233ZM10 130V129H9ZM26 130V129H25ZM182 130V129H181ZM184 130V129H183ZM188 130V129H187ZM209 130V129H208ZM207 130V131H208ZM221 130V129H220ZM235 130V129H234ZM10 131H12V130H10ZM21 131H22V133H23V131H24V129H21ZM28 131H29V129H28ZM27 130H26V132H28ZM75 131V130H74ZM74 131H73V134H75L76 132V134L77 135H79L80 134V131L78 130H76L75 131V133H74ZM82 131V130H81ZM206 131V130H205ZM224 131V132H223ZM263 131V130H262ZM180 132V131H179ZM179 132H177V135L180 137L181 136V134H179ZM185 132V131H184ZM220 132H221V134H220ZM231 132H233V131H231ZM79 133V134H78ZM190 133V132H189ZM206 133V132H205ZM212 134H213V132H211ZM1 134H3V133H1ZM19 134H20V132H19ZM25 134V133H24ZM84 133H83V131L81 132V134L80 135H83ZM111 134V133H110ZM21 136H22V134H20ZM183 135V134H182ZM190 135V134H189ZM197 135V134H196ZM209 135H210V133H209ZM207 133H206V137L207 136H209ZM8 136V135H7ZM7 136H6V138H7ZM16 136V135H15ZM14 136V138H16V137H19V136H16L15 137ZM192 136V135H191ZM195 136V135H194ZM198 136H200L201 137V135H198ZM232 136V135H231ZM4 137V135H2V137L0 136V139L2 138V141L3 142H5L6 143V140L3 138ZM23 137V136H22ZM29 137H30V135H29ZM29 137H27V138H29ZM216 137H218V136H216ZM14 138H13V140H14ZM26 138V137H25ZM26 138V139H27ZM106 138V137H105ZM111 138H113L114 140H116L115 138L116 137H110L109 139H108V137H107V140L108 141H111ZM181 138H182V136H181ZM196 138V137H195ZM214 138H215V136H214ZM233 138H235L234 137V133H233ZM233 138H231V139H229L228 138V142H229V140H232ZM257 138V137H256ZM18 139V138H17ZM21 139V138H20ZM23 139V138H22ZM209 139V138H208ZM221 139V138H220ZM113 140V141H114ZM176 140V139H175ZM196 140H198V139H196ZM219 140V139H218ZM224 140V139H223ZM234 140V139H233ZM236 140V139H235ZM256 140V139H255ZM8 141H12V140H8ZM8 141H7V143H8ZM222 141V140H221ZM260 141V140H259ZM115 142V141H114ZM117 142V141H116ZM223 142H227V140H224ZM222 142V143H223ZM227 142V144H228V146H231L229 143ZM232 142V141H231ZM253 141H251V143H252ZM261 142H263V141H261ZM13 143V142H12ZM104 143H107V141H106V139L104 140ZM121 143V142H120ZM120 143H118V144H120ZM250 143V142H249ZM109 144H110V147H112L113 146V144H112V141L111 142H109L108 143V145L107 146H109ZM111 144H112V146H111ZM121 144H123V143H121ZM253 145V144H252ZM260 145H262V144H260ZM4 146H5V144H4ZM7 146V145H6ZM114 146L116 147V145L114 144ZM113 146V147H114ZM118 146V145H117ZM154 146H156V144L154 145ZM256 146H259V144H257V145H254V148H256ZM223 147H225V146H223ZM223 147H221L222 148V150L220 151V153H222L223 152ZM232 147V146H231ZM236 147V146H235ZM263 147H264V144H263ZM117 148V147H116ZM118 148H120V145H119V147ZM253 148V147H252ZM254 148H253V153H251L250 152V154L248 153V155H246V156H244L243 157V163H244V161H245V164L244 165H247L249 168H251L252 170H250V171H252L253 172V170H254V172L253 173H255V175L254 176H257V175H259L258 176V178H259V180H261L260 182H257V181H259L258 179H257V177L255 178L254 176V178H255V180L257 179V181H256V183H251L252 185H250V186H248V185H244V178L247 180V178L246 177H240V176H242V175H238L239 177H236V176H232V178L230 177V174L232 175L233 173H237L238 172V170L237 171H235L236 169H235V166H234V168H227V169H229V172H228V170H226L225 171V175L226 176H223V179L226 177H230L231 179V182L230 183H233V184H235L236 185V183L239 181V183L241 182V183H243V186L241 185V183H240V185L242 186H240L239 185V183H237L238 185H239V187H238V185H236L237 186V189H243V191L242 190H235V187H234V192H238V191H240V193H237L238 194V196L237 197H239L240 198V196H239V194L241 195V200L240 201H237V202H233L232 204H231V202H229V204L230 205H227L228 203H224L225 205H227V206H223V204H217V206H213L212 208L210 207V209L209 208H204V207H202V208H204L205 210H206V213L208 214V215H206L205 216V212H204V215H203V212H199V213H195V215L193 214L194 213V211H193V213L192 214H190L191 215V217L193 218V216L195 217L194 218V220H199L198 218L200 217L201 219H202V221H201V219L198 221V223H197V221H194L193 220V225L194 226H196L197 228L198 227H201V229H200V233H203V236H202V239H206L205 240V242H206V244L205 245H203L202 246V244H201V246H199V249L197 250V252L199 251H206L207 252V250H208V252H209V254H210V252L213 250V249H215L216 248V246H218L219 245V243H220V241L223 243V237H224V239L225 238H228L229 239V242H230V244H232V248H229L230 247V245L228 246V248H229V250L231 249V251H232V249H234L232 252H233V254H231V255H234V256H231V258H230V256L228 257V259H230V260H227V259H225V258H227V257H223V256H220V257H222V260L223 261H219V259H220V257L219 258H216V259H218V262H217V260H215L214 262H215V264H264V249H263V244H264V242H262L261 241V238L260 237H263L264 236V149L263 150H261V151H257L256 149L254 150ZM154 149H156L155 147H154ZM214 149V148H213ZM226 149H228L227 147H226ZM225 149V150H226ZM236 149H237V147H236ZM258 149H262V147L261 148H259L258 147ZM157 150H159V149H157ZM224 150V151H225ZM251 150V149H250ZM230 151V150H229ZM236 151V150H235ZM241 152V151H240ZM156 153V152H155ZM158 153V152H157ZM161 153V152H160ZM219 153V154H220ZM227 153V152H226ZM226 153H222V154H226ZM237 153V152H236ZM236 153H234L233 155H235ZM222 154H220V155H222ZM238 154V153H237ZM158 155H161V154H158ZM165 155V154H164ZM230 155V154H229ZM142 156H145V155H142ZM149 156V155H148ZM223 156V155H222ZM230 157H232V156H230ZM229 157V158H230ZM242 157V156H241ZM142 158H146V157H142ZM141 158V159H142ZM150 158V157H149ZM220 158V157H219ZM224 158L225 157H223V160H224ZM247 158V159H246ZM1 159V158H0ZM8 159V158H7ZM136 159L133 163H135L134 164V166L135 165H137L138 163H140V162H142V160L143 161H145L144 159ZM152 159V158H151ZM151 159H149V162H150V160ZM221 159V158H220ZM233 159V158H232ZM244 159H246V160H244ZM3 160H1V162H2ZM5 161V160H4ZM9 161V160H8ZM8 161H6V163L8 162ZM138 161V162H137ZM151 161H153V160H151ZM195 161V160H194ZM240 161V160H239ZM180 162V161H179ZM192 162V161H191ZM237 162V161H236ZM78 163V162H77ZM133 163H131V164H129V166L130 167H132V165H133ZM137 163V164H136ZM144 163H147V162H144ZM181 163H183L182 162V160H181ZM195 163V162H194ZM153 164V163H152ZM190 163H188V165L186 166L187 168H188V166H193V167H195V164H193V165H189ZM210 165L211 164H213V163H209ZM237 163H235V165H236ZM239 164V163H238ZM1 165H2V163H1ZM14 166V164H11V166ZM214 165H216V164H214ZM38 166V165H37ZM139 166H143V165H139ZM139 166H136V167H133L134 169H132V170H134V172H135V169L136 168H139ZM179 167H182V166H180V165H178ZM177 166V170L179 171V167ZM217 166V168H218V165H216ZM1 167H3V166H0V168ZM130 167L128 168V169H130ZM192 167V168H193ZM15 168V167H14ZM36 168V167H35ZM35 168H33V171H35V175H36V173L38 172L39 173V171H36L35 170ZM39 168H41L40 166H39ZM187 168H185L184 169V167L182 168V170L184 171V170H186ZM189 168H191V167H189ZM212 168V167H211ZM216 167H214V169L216 170L217 169ZM16 169V168H15ZM42 169V168H41ZM141 169H144V167L143 168H141ZM146 169V168H145ZM214 169H211V170H213V171H215ZM220 169V168H219ZM219 169H217V170H219ZM234 169V170H233ZM244 169H246L247 171H249L248 169H247V167L246 168H243L242 170L244 171ZM39 170V169H38ZM131 170V171H132ZM138 170V169H137ZM182 170H180V172L177 174V177H176V179H177V182L179 183L178 185H180V180H179V178L183 175V176H185V177H187L185 174L187 173V170L186 171H184V172H182ZM216 170V171H217ZM240 171V173H242V170L241 169H239ZM31 171V170H30ZM40 171H42V170H40ZM234 171V172H233ZM133 172V173H134ZM143 172V171H142ZM232 172V173H231ZM246 172V171H245ZM244 172V173H245ZM32 173V172H31ZM131 173V172H130ZM131 174V175H133L132 177H134V174ZM180 173H181V175H180ZM227 173L229 174V176H227ZM247 174H248V172H246ZM249 174H250V172H249ZM257 174V175H256ZM39 175V174H38ZM250 175H252V174H250ZM13 176V175H12ZM9 177H10V181H12V179H14V177L16 178V187L19 185V183H21V184H23L24 182V180L22 181L21 180V182H19L20 181V179H18L17 180V177L16 176H14L13 178H11V175H10V173H9ZM136 177V176H135ZM179 177V178H178ZM250 177H252V176H250ZM252 177V178H253ZM183 178V177H182ZM233 178H234V180H233ZM235 178H237L236 180H235ZM242 178V179H241ZM185 179V178H184ZM239 179H241V180H239ZM232 180L233 181H235L236 183H234V182H232ZM245 180V181H246ZM253 180L254 179H252V182H253ZM254 180V181H255ZM2 181H4V180H2ZM26 181V180H25ZM243 181V182H242ZM14 182H15V180H14ZM13 183V182H12ZM26 183V182H25ZM225 183V184H224ZM226 183H229V179H228V181L226 180V182H221L220 184H218V185H221L220 187H226ZM229 183V185H231ZM249 183V182H248ZM247 183V184H248ZM249 183V184H250ZM213 184V183H212ZM223 184V185H222ZM245 184H246V182H245ZM0 185H2L3 186V183L2 182H0ZM5 185V184H4ZM15 184L13 183V186H14ZM174 185V184H173ZM256 185V186H255ZM21 186H23V185H21ZM176 186V185H175ZM174 186V190H175V187ZM232 186V185H231ZM1 187V186H0ZM5 187H6V185L4 186V187H1L0 188V264H59L58 262H59V258H65V255H63V254H65L64 252H66V251H64V249H65V247L66 246H64V245H67V244H65V240L63 241V233L62 232H60V231H57V230H55L54 228H52V227H50L51 225H53V224H51V221H50V224L48 223V225H50L49 227H47L48 225L47 224H45L46 222L45 221H42L41 219H39V218H37L38 217V214L36 215V211H34V215H32L31 213H32V211H31V209L32 210H36V208H38V201L39 200H36V198H35V200L37 201H35L34 199H30L29 200V197L26 199V196H24L25 197V199L24 198H21V197H19V195H20V192H19V195L17 196L16 195V193H15V195H14V191H9V192H6L7 190H5V192L3 193V189H5ZM15 187V188H16ZM20 187V186H19ZM27 187H28V185H27ZM193 186H191V188H192ZM23 188H24V186H23ZM173 188V187H172ZM179 188V187H178ZM178 188H176V190H178ZM195 188V187H194ZM223 188V189H224ZM227 188V191H228V187H226ZM229 188L232 190V188L229 186ZM254 188V189H253ZM258 188V189H257ZM19 189V188H18ZM26 189V188H25ZM23 190V191H25L26 192V190ZM41 189H44V190H47V189H45V188H41ZM257 191H256V190ZM2 190V191H1ZM32 190V189H31ZM43 190V191H44ZM216 190H219V189H215V191ZM21 191H22V189H21ZM22 191V193H25V192H23ZM49 191H51V190H49ZM48 191V192H49ZM180 191V190H179ZM246 191V192H245ZM254 191V194H260L261 195V197H259V201H256V200H258V199H256V197H254V199H253V197H250V196H252L251 195V193ZM258 191H260V192H258ZM1 192H2V194H4V195H2L1 194ZM16 192V191H15ZM40 192V191H39ZM46 192V191H45ZM48 192H46V193H48ZM231 192V191H230ZM234 192H231L232 193V195L234 194ZM243 192V193H242ZM249 192H251V193H249ZM262 192V193H261ZM7 193H8V195H7ZM13 193V194H12ZM21 193V194H22ZM42 193V192H41ZM177 193V192H176ZM175 193V194H176ZM182 193V192H181ZM244 193H246V195H244V196H242V194H244ZM10 194H12V195H10ZM26 194H29V195H31L30 194V192L28 191V193H26ZM42 194H44V193H42ZM49 194V193H48ZM175 194H173V195H175ZM179 195H180V193H178ZM177 194V195H178ZM212 194H214V193H212ZM248 194V195H247ZM263 194V195H262ZM7 195V196H6ZM10 195V196H9ZM24 195V194H23ZM36 194H34L33 193V196L34 197H36L35 196ZM47 195V194H46ZM167 194H165V196H166ZM182 196H183V194H181ZM217 195V194H216ZM215 195V196H216ZM226 195V194H225ZM231 195V194H230ZM235 195V194H234ZM21 196V195H20ZM43 196V195H42ZM168 196V195H167ZM181 196V197H182ZM215 196H214V198H215ZM221 196V195H220ZM248 196V197H247ZM23 197V196H22ZM49 197V196H48ZM181 197H177L178 199H180ZM183 197H185V196H183ZM223 197H224V195H223ZM237 197H235V199L237 198ZM31 198H33V197H31ZM45 198V200H46V197H44ZM44 198H43V200H44ZM50 198V197H49ZM49 198H47V199H49ZM168 198V197H167ZM173 198V197H172ZM213 198V199H214ZM217 198V197H216ZM215 198V199H216ZM225 198V197H224ZM230 198V197H229ZM232 198H234V196L232 197ZM260 198H262L261 200H260ZM53 198H51V201L53 202L54 200H52ZM60 199V198H59ZM182 199V198H181ZM180 199V200H181ZM188 198H186L185 197V201L187 200ZM218 199V202H219V199L220 198H217ZM221 199H222V197H221ZM220 199V200H221ZM226 199H228V197H226ZM231 199V198H230ZM242 199H243V201H242ZM256 199V200H255ZM42 200V199H41ZM40 200V201H41ZM44 200V201H45ZM167 200V199H166ZM175 200V199H174ZM173 200V201H174ZM184 200V199H183ZM194 200V199H193ZM225 200V199H224ZM229 200V199H228ZM239 200V199H238ZM47 201V200H46ZM45 201V202H46ZM170 201V200H169ZM179 201V200H178ZM198 201H200V200H198ZM209 201V203H213V202H210V201H215V200H208ZM221 201H223V200H221ZM49 202V201H48ZM51 202V203H52ZM58 202V201H57ZM167 202V201H166ZM165 202V203H166ZM204 202V201H203ZM44 204V202H40V204ZM53 203H56L55 201L53 202ZM61 203V202H60ZM164 203V201L163 202H161V204L162 205H164L163 204ZM168 203V202H167ZM174 203V202H173ZM172 203V204H173ZM177 205H176V204ZM173 205L175 206H178V204L180 205H183V203L180 201V203L178 202H175ZM205 203V202H204ZM208 203V202H207ZM215 203H217V201L215 202ZM222 203V202H221ZM40 205L41 207L42 206H45V205H47V204H45V205ZM156 204V203H155ZM187 203H185L184 204V206L186 205ZM188 204H189V201H188ZM214 204V203H213ZM51 205V204H50ZM56 205L57 204H54V206L56 207ZM59 205V204H58ZM162 205H158V206H160V209L158 208V210L156 209V210H151V211H153L154 212V216L155 215H157L158 217H159V215H160V217H162V213L161 214H159L160 212H163L164 213V210H166V209H164L165 208V206H164V208H163V206ZM170 205H171V202H170V204H169V208H170ZM196 205H199L198 203L196 204ZM196 205H193V207L194 208H196L197 209V207H196ZM202 205H204V204H202ZM215 205V204H214ZM48 206V205H47ZM61 206V205H60ZM64 206V205H63ZM155 206H157V205H155ZM154 206V207H155ZM162 206V207H161ZM192 206V205H191ZM222 206V207H221ZM192 207V208H193ZM199 207V206H198ZM216 207H219L218 209L216 208ZM45 208V207H44ZM43 207H42V210H43V212L45 213H47L48 211H44V210H46V208L44 209ZM49 208V207H48ZM58 209L57 210H61L62 211V208H60L59 209V207H57ZM156 208V207H155ZM175 208V209H174ZM172 207V211L173 210H175L176 211V209H177V207ZM181 208V207H180ZM193 208V209H194ZM201 207H200V210L202 209ZM222 208V209H221ZM56 209V208H55ZM183 209V208H182ZM195 209V211H198V210H196ZM199 209V208H198ZM204 209H202V210H204ZM54 210V209H53ZM56 210V211H57ZM162 210V211H161ZM201 210V211H202ZM204 210V211H205ZM208 210V211H207ZM55 211V212H56ZM150 211V212H151ZM155 211L156 212H158V213H155ZM160 211V212H159ZM167 211V210H166ZM188 211H190V210H188ZM191 211H192V209H191ZM30 212V213H29ZM43 212H42V214H43ZM143 212V211H142ZM152 212V213H153ZM174 212V211H173ZM171 213V214H173L174 215V213H176V212H174V213ZM45 213V214H46ZM57 213V212H56ZM144 213L146 214L145 216L146 217H144ZM166 213V212H165ZM168 213V212H167ZM51 214H53V212L51 213ZM170 214V213H169ZM168 214V215H169ZM32 217H30V216ZM147 215H149V214H147L146 213V211H144L143 213H142V220H143V217L144 218H146V219H144V221H143V223L144 224H147L146 226H148V228L153 224L154 225V223H151L152 222V219L150 218V217H148ZM193 215V216H192ZM37 216V217H36ZM198 216V217H197ZM204 216H205V218H204ZM33 217H35V218H33ZM174 217V216H173ZM175 217H176V215H175ZM206 217H207V219H206ZM47 218H50V217H47ZM147 218H148V220H147ZM164 218H165V216H164ZM164 218L162 217V219H161V221L162 220H164ZM170 218H171V215H170ZM57 219V218H56ZM167 219H169L168 218V216H167V218H166V220ZM172 219V218H171ZM47 220H50V219H47ZM147 220V221H146ZM173 220V219H172ZM204 220V221H203ZM150 221V222H149ZM145 222H148V223H145ZM154 222V221H153ZM201 222V223H200ZM151 223V224H150ZM196 223V224H195ZM206 223V224H205ZM57 224H58V222H57ZM156 224V223H155ZM204 224V225H203ZM208 224L210 225L209 227H211V229H208V231H205L204 230V232H202V230L204 229V227H205V229L207 230V227H208ZM45 225V226H44ZM153 225L151 226V227H153ZM203 225V226H202ZM145 226V225H144ZM150 227V228H151ZM195 227V228H196ZM47 228V229H46ZM50 228V229H49ZM52 228V229H51ZM149 228V229H150ZM203 228V229H202ZM242 228L243 229H245V231H246V229L249 231V232H245V233H247L248 234V237H249V233H251L252 231V234L253 235H255V238L251 235V238L249 237V239L246 237V238H244L245 240H246V243H247V246L245 245H243V242H244V239H242L241 238V233H242ZM249 228L252 230V231H250L249 230ZM147 229H145L144 231H146ZM148 231V230H147ZM197 231H199V230H197ZM241 231V232H240ZM151 232V231H150ZM207 232V234L206 235H204V233H206ZM145 233V232H144ZM147 234L149 233V232H146ZM145 233V234H146ZM243 233H244V231H243ZM150 235H151V233H149ZM148 234V235H149ZM197 235L199 234L198 232L196 233ZM247 234H243V235H246L247 236ZM72 235H74V233L72 232ZM142 235H143V233H142ZM149 235V236H150ZM201 236V235H200ZM258 236V237H257ZM75 237V236H74ZM72 238V237H71ZM256 238H258V240H256V241H260V242H256V241H254L253 239H256ZM76 239V238H75ZM145 239V238H144ZM240 239H242V240H240ZM264 239V238H263ZM78 240V239H77ZM248 240H250V242H252V240H253V242H255L254 244H255V247H253L254 245H252V249H250V246H248ZM70 241V240H69ZM198 243L200 242V241H197ZM224 242H225V240H224ZM229 242H227V244L229 243ZM252 242V243H253ZM72 243V242H71ZM242 243V244H241ZM100 244H105V243H100ZM163 244V243H162ZM241 244V245H240ZM257 244H259V245H257ZM261 244V245H260ZM74 245V244H73ZM90 245H92L91 243H90ZM89 245V246H90ZM94 245V244H93ZM96 245V247H97V244H95ZM128 245V244H127ZM126 245V246H127ZM159 245V244H158ZM199 245V244H198ZM224 245L226 246V242L224 243ZM240 245V246H239ZM251 245V244H250ZM257 245V246H256ZM75 246H76V244H75ZM74 246V247H75ZM98 246L99 247H97V248H92L91 247V250L93 251V252H95L96 250H98L99 251V254L100 255H102V258L100 259V256H98V258H96L97 257V255H94V253L92 254V256L93 257H95V259L93 260V262L91 263V264H108L109 262H110V264H115V263H117V264H119L120 262H121V264H122V262L123 263H127L128 262V260H127V257H128V253H130V252H133V254L137 251H139V252H141V250L142 249H138V250H136L138 247H129V248H127V247H125V245L123 246V245H119V247H117V246H115V248H114V246L112 247H110L109 246V248H107L105 245H103V246H105L106 248H103V249H101L102 247H101V245H99L98 244ZM145 246V245H144ZM169 246V245H168ZM166 244H165V247H164V245H162V247H161V244H160V248H158V247H156L155 249H153V246H152V249H150L149 248V250L151 251V250H153V252H154V250H155V252H156V254L157 253H161L160 255H163V253L165 254V258H170V257H173V253H174V248H173V246H172V248L171 247H168ZM197 246V245H196ZM259 246V248H260V250L258 251L257 250V248L256 247H258ZM261 246V247H260ZM95 247V246H94ZM101 247V248H100ZM122 247V248H121ZM141 247H143V246H141ZM147 247V246H146ZM241 247H244V248H241ZM245 247H247V248H245ZM90 248V247H89ZM136 248V249H135ZM226 248V247H225ZM256 248V250H254ZM221 249L222 250H224V246H223V248L221 247ZM89 250V249H88ZM147 250V249H146ZM149 250H147V251H149ZM174 250V251H173ZM196 250V249H195ZM101 251V252H100ZM194 251V250H193ZM218 251H220V250H218ZM218 251H217V255H218ZM225 251H226V249H225ZM256 251H258V252H256ZM260 251H262V252H260ZM136 252V253H137ZM198 252V253H199ZM205 252V253H206ZM215 252V251H214ZM230 252V251H229ZM232 252H230V253H232ZM98 252H96L95 254H97ZM196 252H193V254H195ZM197 253V254H198ZM221 253H223L222 251H221ZM230 253H228V250H227V253L225 252V254H227V255H230ZM60 254V255H59ZM132 254V253H131ZM153 254V253H152ZM155 253L153 254V255H156ZM171 254V255H170ZM215 254V253H214ZM247 254V255H246ZM262 254V255H261ZM149 255V254H148ZM159 255V254H158ZM227 255H224V256H227ZM62 256V257H61ZM150 256H152V255H150ZM168 256V257H167ZM170 256V257H169ZM201 256V255H200ZM203 257H205V256H209V255H206L205 254V256H204V254L202 255ZM216 256V255H215ZM144 257H145V255H144ZM164 257V256H163ZM195 257V256H194ZM58 258V259H57ZM76 258H78V257H76ZM129 258V257H128ZM141 258L142 257H140V260H141ZM157 258V257H156ZM215 258H213L212 259V261L215 259ZM79 259V258H78ZM138 259V258H137ZM145 259V258H144ZM162 259H164V258H162ZM193 259H195V258H193ZM192 259V260H193ZM204 259V258H203ZM207 259V258H206ZM58 260V261H57ZM76 260V259H75ZM106 260V263L104 262ZM139 260V259H138ZM77 261V260H76ZM80 262H81V260H79ZM161 261V260H160ZM205 261V260H204ZM209 260L207 259V262H208ZM211 261V262H212ZM113 262V263H112ZM154 262V261H153ZM166 262V261H165ZM168 262V261H167ZM198 262H200V260L198 261ZM130 263V262H129ZM129 263H127V264H129ZM141 263V262H140ZM148 262H147V260H146V264H147ZM176 262H174V264H175ZM181 263H183V262H181ZM187 262H185V264H186ZM189 263V262H188ZM210 263V262H209ZM72 264H80L79 262H77V263H75V261L73 260V263ZM82 264V263H81ZM131 264V263H130ZM134 264H136V263H134ZM142 264V263H141ZM152 264V263H151ZM154 264H156V263H154ZM169 264V263H168ZM171 264V263H170ZM176 264H179V263H176ZM191 264V263H190ZM196 264V263H195ZM199 264V263H198ZM202 264H205V263H203L202 262ZM211 264V263H210ZM214 264V263H213Z\"/></svg>", "mask_w": 264, "mask_h": 264}]
</instances>
